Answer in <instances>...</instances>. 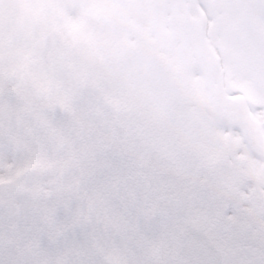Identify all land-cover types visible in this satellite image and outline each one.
Returning <instances> with one entry per match:
<instances>
[{
	"label": "snow or ice",
	"instance_id": "6c2138e0",
	"mask_svg": "<svg viewBox=\"0 0 264 264\" xmlns=\"http://www.w3.org/2000/svg\"><path fill=\"white\" fill-rule=\"evenodd\" d=\"M143 59L183 105L198 102L163 53ZM216 94L225 111L243 95ZM243 110L264 112V95ZM114 123L98 131L41 80L13 85L0 73V264H264L253 220L264 219V195L251 182L234 190L220 167L140 116ZM217 123L243 131L226 116Z\"/></svg>",
	"mask_w": 264,
	"mask_h": 264
},
{
	"label": "clouds",
	"instance_id": "9594fccd",
	"mask_svg": "<svg viewBox=\"0 0 264 264\" xmlns=\"http://www.w3.org/2000/svg\"><path fill=\"white\" fill-rule=\"evenodd\" d=\"M83 55L90 71L103 74L111 91L147 120L157 134H175L178 114L184 105L173 96L167 74L158 73V64L144 59L126 62L107 53L103 59L88 53Z\"/></svg>",
	"mask_w": 264,
	"mask_h": 264
},
{
	"label": "rangeland",
	"instance_id": "374dc122",
	"mask_svg": "<svg viewBox=\"0 0 264 264\" xmlns=\"http://www.w3.org/2000/svg\"><path fill=\"white\" fill-rule=\"evenodd\" d=\"M168 20L172 21V18ZM27 50L29 52V46H27ZM18 59L13 57L11 54H0V73L3 74L5 81L8 84H15L17 79L23 77L24 82L26 84H33L37 79L41 80L46 84H52L59 88H64L68 84L67 78L62 77L61 74L56 77H51L50 74H44V76H40L37 73L30 74L28 70L19 71L17 69ZM60 67L61 64H58ZM19 71V73L17 72Z\"/></svg>",
	"mask_w": 264,
	"mask_h": 264
},
{
	"label": "flooded vegetation",
	"instance_id": "af4514ba",
	"mask_svg": "<svg viewBox=\"0 0 264 264\" xmlns=\"http://www.w3.org/2000/svg\"><path fill=\"white\" fill-rule=\"evenodd\" d=\"M219 80H220V78H219V77H217V78L215 79V81H216V82H218Z\"/></svg>",
	"mask_w": 264,
	"mask_h": 264
}]
</instances>
